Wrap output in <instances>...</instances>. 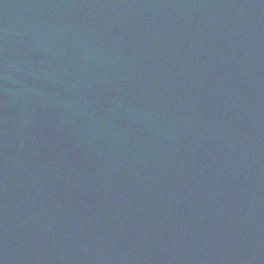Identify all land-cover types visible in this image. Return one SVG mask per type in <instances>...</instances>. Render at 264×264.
Here are the masks:
<instances>
[{
	"label": "water",
	"instance_id": "95a60500",
	"mask_svg": "<svg viewBox=\"0 0 264 264\" xmlns=\"http://www.w3.org/2000/svg\"><path fill=\"white\" fill-rule=\"evenodd\" d=\"M0 264H264V0H0Z\"/></svg>",
	"mask_w": 264,
	"mask_h": 264
}]
</instances>
